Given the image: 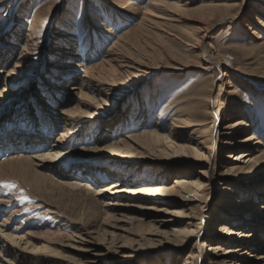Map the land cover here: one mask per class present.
<instances>
[{
	"label": "bare ground",
	"instance_id": "6f19581e",
	"mask_svg": "<svg viewBox=\"0 0 264 264\" xmlns=\"http://www.w3.org/2000/svg\"><path fill=\"white\" fill-rule=\"evenodd\" d=\"M198 1L103 0L126 14L118 16L115 13L119 12L106 8L111 25L123 19L124 32L116 33L108 25L96 30L95 18L84 14V51L82 44L63 41L66 36L61 30L49 38L33 27L27 30L17 59L7 68L11 51L3 47L0 121L5 114L7 118L0 130V264H94L91 258L63 254L66 246L62 243L74 240L88 245L77 248L86 253L106 246L108 252L129 258L136 253L152 258L158 251L159 264H264V66L241 68L228 54L234 49L258 56L264 50V0L248 18L243 17L248 0ZM185 16L194 18H190V29L186 28L185 35L173 33L175 24L187 20ZM129 21H136L130 29ZM3 26L0 22L1 32ZM223 26L229 31L226 37L235 30L240 34L226 48L214 46L210 38L215 28ZM145 33L158 42L164 41L161 36L179 41L184 54H172L175 59L168 54L166 59L176 64L171 68L184 70L188 67L184 64L196 60L200 74H208L209 80H201L200 89L184 100L188 101L185 112L178 108L183 100L172 96L155 115L152 108L160 99L157 91L150 90L146 103L133 104L136 113L130 122L125 120L116 128L95 122L108 98L136 90L134 83L150 70L143 56L135 55ZM102 35L109 46L98 56L105 44L94 41ZM51 40L47 61L59 60L60 65L79 59L73 65L74 74L80 71L82 75H59L56 84L39 80L36 93L26 101L25 84L36 80L44 47ZM162 54L146 56L154 55L150 58L158 63ZM126 79L133 80V85L124 87ZM66 83L74 84L65 88ZM16 106L18 111L11 112ZM18 122L24 126L15 128ZM43 124L48 128L41 129ZM90 126L97 133L93 139ZM104 128L111 133L100 138ZM122 130L129 132L122 134ZM224 151L231 160L225 166L221 161ZM98 152L128 165L111 167L104 171V179L92 182L98 167L91 156ZM140 168L148 173L135 179L132 174L139 177ZM44 192L70 198L82 194L90 201L87 205L104 218L97 226L65 223L57 217L61 213L55 205L38 198ZM27 195L48 207L45 214L56 221L32 214ZM154 214L160 216L149 220ZM66 225L80 233L70 235ZM41 228L45 231L40 233Z\"/></svg>",
	"mask_w": 264,
	"mask_h": 264
},
{
	"label": "rangeland",
	"instance_id": "374dc122",
	"mask_svg": "<svg viewBox=\"0 0 264 264\" xmlns=\"http://www.w3.org/2000/svg\"><path fill=\"white\" fill-rule=\"evenodd\" d=\"M2 2L4 5L0 6V22H3L4 26L2 27V29H3L2 32L0 31V51L3 50L4 48H5L4 50L8 49L9 51H11V53L9 55V60L7 61V65L4 68L11 66L12 62L17 59L18 52L20 51V46L22 45L24 38L27 34V30L30 27H33V29H35V31L42 33L43 35H47L49 38H55L54 33H56V31H58V30H61L62 33L64 32V36H66L65 39H63V41L69 40L70 42H73V44H75L76 46H79L82 44L81 45V51H84L87 48V47L85 48V46H84V44L87 45V43H85V36L86 35H83V32H81V28H82V25H81L82 17H81V15L85 14L86 16L89 15L90 17L95 18V21L94 20L93 21H94V23H96V27H97L96 30H98L99 28L100 29L104 28L106 25H108V27H110V28L112 27L116 33L123 31L122 30L123 29L122 26L124 25L123 19L121 17H119L117 20V23L119 25H115V26L111 25V23H109V20L111 17L106 12V8H108L110 13H113V12L115 13V12H119V11L110 8L108 5H106L103 2V0H2ZM141 2H144V0H141ZM195 2H199V1L195 0ZM222 2H224V1H219V3H222ZM261 3H262V0H248L247 7H245V11L243 12L244 13L243 17H245V18L252 17V14L255 11H259V6ZM10 7L11 8L14 7V9H11L10 16H6V10L9 9ZM120 13L121 12L115 13V14H117L118 16L125 14V13H123V14H120ZM188 17H189V19H188ZM188 17L185 16V19H187V20H183L182 22L178 23V25L175 24L176 27L173 28L174 29L173 33H175L177 35L182 33L181 35H185V33L188 31L187 29L188 28L190 29V27H191L192 21H190V20L194 19L192 16H188ZM129 23H130L129 24L130 26L127 27L128 29H130L136 23V21L135 22L129 21ZM132 23H133V25H132ZM127 28H126V30H128ZM228 32H229L228 28L224 27V26L215 28L211 32V35H210V38H212L211 43L216 47L217 46L222 47V48L229 47L231 44H233L234 40L238 39L240 34H239V31L237 32L235 30L232 35H230L229 37H226L225 35ZM142 35H144V34H142ZM150 35L148 33H145V35L143 37L141 36V39H139L141 42L139 41L140 43H138V45L140 47H143V48H140L137 45L136 51H138L137 52L138 54H135L136 51H132L133 53L135 52L134 54L136 56H138V55L140 57L143 56L142 61H144L146 64H148L150 70L148 71V73L146 75H142L140 77L139 80H141V81L134 83V85H136V87H137L136 90L130 91V92L127 90H124L123 93H125V94H122V95L114 94L113 96L108 98V100L105 102V106H103L98 111V116L95 118V120H96L95 122L99 121L98 123L109 124L115 128L120 127V125L123 124V122L125 120H126L125 122H130V120H132L134 113H136V108H134V107L132 108L133 104H135L137 101H141V103H146L147 102L146 98L148 95L147 92L150 90H152L153 93L155 91H157V94H158L159 99H160V100H158V101H160V102H158V105H156V106L153 105V108H152V112L153 113L155 112V115H157L160 112L161 107L163 108V106L166 105V102H168L171 98H173V97L175 99L180 98L183 101L187 100L189 98V96L193 93V91L200 89L199 84L201 83V80L202 81L209 80L210 76L208 74H202V73L200 74L201 70L199 69V62L196 60H190L188 63L184 64V65L188 66L184 70L178 71L176 69L171 68L172 66H174L176 64L173 63V61H170L166 58L170 55L171 59H175L172 56V54H177L179 56L182 55L181 53L184 52L183 45L181 43H179V41L169 39L166 36H161L162 38L164 37L163 38L164 41L158 42L157 40H155V38L152 35L150 37ZM144 37L145 38L149 37V38L145 39ZM83 38H84V40H83ZM165 38L167 39V41ZM99 39H100V41H99ZM99 39H97V42H96V40L94 42L98 43L99 46H101L100 44H105L102 47V50L98 55V56H102L103 52H105L107 47L109 46V42L106 41V39L103 35L99 36ZM168 39L170 40V42L168 41ZM145 42H147V43H145ZM164 42H165V44H164ZM52 43H53V41L51 40L49 42V44H46L44 47L45 57H44V60L40 64L41 69H40V72L37 74L36 80L33 81L31 84H28V83L25 84L26 85L25 89L27 91L26 101H28L30 99V97L36 93L35 88H37L36 85H37L39 80L43 79L42 80L43 84H48L47 82H49V81H50V83L52 82L53 84H56V83H59V80L56 79V77H59V75H65V74L71 73L74 76H76L77 78L78 77L80 78V76L82 75V72H80V71H77L74 74L73 65L76 63V61H79V59H73L72 61H69V60L65 61L64 60V61H62V63L60 65H58V62H60L59 60H54L52 63L47 61V56H48L47 52L50 50ZM157 43H159V45ZM161 43L163 46H161ZM60 46H61V44H59V47ZM165 47H167V48H165ZM168 47L170 48V50L168 49ZM137 49H140L141 52ZM156 49L157 50L159 49V50L157 51ZM164 49H166L165 50L166 53L168 51H170V53L171 52L172 53L170 54L168 52L166 55V53L163 52ZM175 49H176V51H175ZM155 51H157L158 54H162V52H163V54H162L163 58L161 57L163 59V61H161L162 59L158 60V63L160 62L159 64L156 62L157 59L155 61L152 60L154 58L153 57L154 55L153 56L150 55V57L152 59L150 57H148L149 54H154V53L157 54V52H155ZM148 52H151V53H148ZM145 53L148 54V56H146ZM225 53H227V52H225ZM228 54L232 55L235 58V62L237 61L236 63H237L238 67L255 69L258 66H260V63H261V66L262 65L264 66V50L260 54H258L259 57L256 54H251V56H250V54L247 52H244V51L239 52V51H236L234 49L229 50ZM251 57L254 59H252ZM57 58L61 59L60 57H57ZM191 59H194V58H191ZM176 61H178V60L176 59ZM257 61H258V63H256ZM57 67H59V68L56 69ZM175 67L178 68V65ZM1 68L2 67L0 65V69ZM48 68H51L53 70L52 72H50L52 74H50V73L45 74L43 72L45 69H48ZM56 71L59 74H57V75H56V73L54 74V72H56ZM34 73H35V71H34ZM77 78H76V80H78ZM132 82H134V81L126 79L123 82L124 87H128L130 85H133ZM71 84H74V83H66L63 85V87L68 88L69 85H71ZM182 87H183V90H182ZM186 90L189 93H185ZM68 95H70V93H68ZM48 97L53 98V96H51V95ZM155 101L157 102L156 96L154 98L153 104H155ZM183 101L181 103H179L178 108H182L185 112L186 111L185 108H187V106H188V101H184V102ZM154 106L157 107L156 110L154 109L155 108ZM16 109H17V106L14 107L11 110V112L18 111ZM6 118H7V116L5 114V116L2 117V119L0 121V130H1V127L5 124ZM263 118H264V116H263ZM153 121H155V119H153ZM223 125H224V123H223ZM22 126H24V123L18 122L16 124L15 128H20ZM43 126L41 127V129H47L48 128V126H46L44 124H43ZM111 126H109L107 128H112ZM164 126H166V124ZM107 128H104L102 130V133L100 134L101 135L100 138L102 136H104L105 133H111L109 130H107ZM93 131H94L93 128L90 126L88 133L92 132L91 133L92 139L95 136H97L96 131L94 133H93ZM122 132H123L122 134H126L127 132H129V130H122ZM55 136L56 135H53L52 139H54ZM118 136H122V135L118 134ZM52 139H51V141H53ZM49 144H50V142H47V146ZM236 152H238V151H236ZM227 155H228L227 151L221 152V157H222L221 161L224 162L223 163L224 166H225V164L230 163V161H231L227 158ZM91 157H92L91 160H94L93 165L97 164V167H98V169L94 172L95 174H93V176H92V179H93V180L91 179L92 182L93 181L97 182L101 179H104L105 178L104 171L111 169V167L122 168L123 163L128 165V162L116 161L115 159L108 157V155H105V154H102L99 152L93 154ZM79 158H83V157H79ZM86 160H88V159H86ZM77 162L83 163L82 161H80L78 159H77ZM135 162H137V161H135ZM88 163L89 162H87L86 165L92 164V163H89V164ZM133 168H135V167H133ZM99 169H101V170H99ZM135 169H137V168H135ZM141 169H143V168H140L138 170V171H140L139 177L132 174V176L136 177L135 179H137V178L139 179V178H141V176L143 178V177H145L144 174L148 173V171L141 170ZM127 176L130 177L129 172L127 173ZM247 186H249V185H247ZM247 186L240 185V188H245ZM251 187H253V186H251ZM26 197H28V195ZM38 198H40V200H42L44 202L55 205L59 209L61 215L63 214L62 216L60 215L61 217L59 215H57V217L60 220H64V222L68 221V222L74 224V226H76V224H77V227H79L80 225H83L86 227H88L89 225L97 226L98 224H100V222H102V219L104 218V215L98 213V211L95 210L94 208H92L90 205H87L90 203V201L87 199V197L83 196L82 194H79L78 196H74V197L70 198L69 196L56 197L55 194H53L52 192L48 193V194H47V192H44L43 195H41V197H38ZM28 199H30V198L28 197ZM30 200H28L29 201L28 204L31 203L30 207L33 208L32 214H34L35 216H37L38 214L40 216H45L42 219H47V220L49 219V220H53V221L55 220L56 221V218L54 219L53 216L49 217V215L45 214L46 212H48V207L42 206L43 204L41 201H39L38 199H35V198L34 199L32 198L31 201ZM159 216H160L159 214H154V215H150L148 218H149V220H152V219H156ZM36 219L38 220V222H40V221L43 222V220H41L38 217H36ZM148 221L145 222L144 225H147ZM122 225H125V227L127 229H130V227H131L130 225H127V224H122ZM53 228L55 229L56 226ZM44 229L45 228H41L39 230L40 233L45 231ZM65 229H66L65 232H68L70 235L77 236V234L80 233V232H78V230L76 228H73L72 230H70L69 228H67V225L65 226ZM43 237H45V236H43ZM55 242L58 243V241H55ZM40 244L41 243H35L34 245L39 246ZM81 244L82 243H79L77 240H74L71 243L66 241L65 243H62V245L66 246V247L61 251L63 252V254L68 255L69 257H73L74 259H83V258L94 259L93 260L95 262L94 264H159V262L162 261L161 257L159 256V253H157L158 251H156L154 254H152V258H148V255H143V253H140V254L136 253L135 257L129 258L128 256L126 257L125 254H122L124 256V257H122V255L119 254V252H117V254H115L113 252V250L108 252L105 248L106 246L103 248L102 247H94V249L97 252H94V251L91 252L90 251V252L86 253V252L77 251L78 250L77 248L79 246L80 247L88 246V245H84V244L81 245ZM131 254H133V252H131ZM61 263H63V262H60V264Z\"/></svg>",
	"mask_w": 264,
	"mask_h": 264
}]
</instances>
